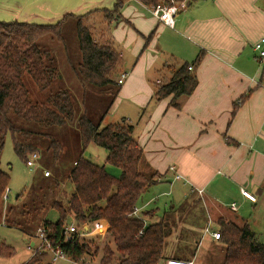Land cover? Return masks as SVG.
Masks as SVG:
<instances>
[{"label":"crops","instance_id":"obj_1","mask_svg":"<svg viewBox=\"0 0 264 264\" xmlns=\"http://www.w3.org/2000/svg\"><path fill=\"white\" fill-rule=\"evenodd\" d=\"M111 3L114 0H29L21 4L17 14L22 15L19 21L54 23L66 12H101L99 8ZM126 3L144 8L151 16L143 18L135 9L130 15L129 5L123 6V21L107 32L114 46L115 42L120 46H115L122 60L120 73L125 72L121 46L135 42L131 55L136 61L131 62L117 97H127L131 91L141 110L140 119L147 115L148 123L141 129L139 122L131 123L128 115L121 113L119 117L132 125L145 167L158 172L157 182L166 181L168 195L176 189L180 198L187 199L189 192H196L209 204L214 217L237 224L247 221L252 230L264 225V209H257L264 203V62L257 61L252 49L264 37V2L196 0L174 14L172 27L152 15L140 1ZM152 30L148 47L158 44L161 50L157 54L154 49L152 55L145 53L144 57L145 37ZM189 55L191 60H184ZM197 56L199 62L192 64ZM162 57L165 59L160 64ZM184 62L191 63L187 69L196 75L192 92L178 96V106L171 104L172 94L156 98L164 65L169 64L163 75L169 81L173 70ZM244 94L231 117L233 102ZM241 189L254 195L255 200L242 195ZM153 201L150 196L141 202L140 214L148 213L145 222L160 217L156 208L146 209ZM30 245L35 244L31 241ZM195 255L196 250L193 261Z\"/></svg>","mask_w":264,"mask_h":264},{"label":"trees","instance_id":"obj_2","mask_svg":"<svg viewBox=\"0 0 264 264\" xmlns=\"http://www.w3.org/2000/svg\"><path fill=\"white\" fill-rule=\"evenodd\" d=\"M125 1L114 0L112 8L97 9L104 14L107 22H116L121 19L120 9ZM138 1L149 7L168 0ZM185 1L187 8L196 0ZM88 14L66 12L54 23L0 20V151L8 132L12 134L14 150L23 161L35 151L34 147L23 145L14 138V133L22 129L13 124L12 114L42 126L64 125L73 118L74 105L66 89L50 92L45 103H39L30 98L23 80L24 74H27L39 90H45L58 78L59 72L49 52L38 45V40L49 34L63 41L61 27L69 17L76 19L80 52L76 72L80 80L100 87L118 85L115 74L122 62L119 51L109 38L103 42L94 38L85 23ZM199 60L197 56L191 63L196 64ZM191 63L184 62L173 70L169 81L157 87L155 97L163 98L172 94L171 104L178 106V96L189 95L197 83L196 75L187 69ZM245 97L246 94L233 102L231 117ZM76 120L82 151L69 172L73 190L65 200L51 201L50 206L57 211V219L41 220L37 230L41 227L50 240L51 248L64 251L71 261H85L92 252V243L90 239L78 236L65 241L67 220L71 218L72 223L80 226L101 219L107 224L103 233L111 237L113 248L109 243L103 246L100 264H112L114 259V264H158L161 257L165 256L164 241L171 234L173 225L165 212L160 215V220L150 222H145L147 212H141L140 217L130 215L139 196L157 181L158 176L156 170L145 168L143 151L133 136L132 125L122 118L118 123L100 127V122L92 121L85 113ZM23 131L31 133L29 130ZM48 136L53 156L57 158L61 143L52 135ZM90 143L106 150L105 161L119 167L118 176L107 172L105 164H96L82 155ZM140 167L148 169L149 173L143 172ZM8 184L9 175L0 168V203ZM25 212L23 209L22 213ZM29 217L30 210H27L25 219L29 220ZM216 223L219 236L215 240L224 245V257L218 264H264V239H258L247 221L237 224L218 217ZM39 248L41 250H34L25 264H36L49 251L42 246ZM181 255L165 257L188 260L192 256Z\"/></svg>","mask_w":264,"mask_h":264},{"label":"rangeland","instance_id":"obj_3","mask_svg":"<svg viewBox=\"0 0 264 264\" xmlns=\"http://www.w3.org/2000/svg\"><path fill=\"white\" fill-rule=\"evenodd\" d=\"M28 1L0 0V20H21L22 15L17 14L18 10L22 8L21 4ZM260 1L264 2V0ZM128 5L127 9H130V15L131 11L135 9L136 12L140 13L141 17H151L144 8L134 3H126L123 6ZM112 6L113 3L109 7H105L112 8ZM150 13L152 14L151 11ZM120 15V20L108 23L107 26L104 24L107 21L104 14L102 12H93L87 15L85 23L94 38L99 42H103L109 38L108 29L110 28L112 31L117 23L123 21L121 9ZM128 20L132 22V19ZM126 26L130 27V30L134 33L130 25ZM153 32L152 30L145 37V43L142 48L144 57L145 53L152 55V50L154 49L157 54L161 50V48H158V44H155L153 48L152 46L148 47V42ZM61 33L63 41L57 40L49 34L42 36L38 40V45L49 52V56L52 58L51 61L59 72L58 78L54 79L52 84L45 90H39L27 74H24L23 80L30 98L39 103H45L46 97L50 92L66 89L72 98L74 116L64 125L42 126L35 122L15 117L13 114L11 115L13 124L22 129L14 133V138L23 145L34 147L38 156L32 166H27L25 161L14 150L12 134L8 132L4 136L3 147L0 151V168L9 175V184L7 186L9 192L8 198L2 197V202L0 203V264H25L34 250H41L37 247L39 245L37 237L38 223L43 219L55 221L58 215L57 211L50 206L51 201L53 199L65 200L66 196L72 192L73 187L69 180V172L74 160L82 151L76 120L80 114L85 113L92 121L100 122V127L118 123L121 113L128 115L131 123L139 122V129L148 123L147 115H143L140 119L141 110L136 98L131 97V91H129L127 97H117V92H119L118 85L100 87L80 80L76 72L77 64L80 62V52L76 36L75 17H69L63 22ZM128 43L126 47L121 46L123 52H125L123 69L127 76L131 62L134 61L131 49L135 42L131 40ZM117 45L119 46V43L115 42L116 47ZM191 58L189 55L184 60L190 61ZM164 59L163 57L160 58L159 63L164 62ZM118 67L115 77L120 74ZM168 68L169 64H165L161 69L162 78L160 83H158L159 85L167 81L163 78V75L167 74ZM23 130H29L31 133ZM48 134L57 138L61 143V151L57 158H54L53 148L49 146ZM82 155L96 164H105V168L110 174L119 175L120 169L118 166L106 163V150L103 147L90 143ZM145 168L142 167L141 169L140 167L143 172L149 173L148 169ZM44 170H48L50 175L44 176ZM156 179L159 180L158 177ZM167 188L166 181H156L139 196L136 203V206L140 208L141 202L146 200L147 197H154V201L146 209L156 208L158 215L165 212L172 223V232L164 241L163 255H192L193 249L196 248L194 264H218L221 262L224 257V245L219 240L211 237V231L213 229L218 230V226L216 223L217 216L214 217L210 214L212 209L210 210L209 204L200 200L196 192H189L188 198L182 199L176 189L173 190L171 195H168ZM153 191L154 193L152 194ZM164 191L165 194H161ZM18 193H21L20 196L15 197ZM257 207L258 211L264 209L263 201ZM23 209L26 210L25 213H22ZM27 210H30L31 217H29V220L25 219ZM157 220H160V217ZM72 222V219L68 218L67 226ZM206 228L207 230H205ZM253 231L259 240L264 239V225L254 226ZM85 238L90 239L92 252L85 258L84 263L100 264L103 246L109 243L113 248L111 237L108 235L102 237L101 233H92L85 236ZM31 241L34 242V246L30 245ZM94 249L96 250L95 252H93ZM115 256L117 258L118 255L115 254ZM165 256L161 257L159 264H165ZM115 261L114 259L112 264ZM49 262L52 263V253L47 251L36 264H47ZM53 264H71V262L67 259H58Z\"/></svg>","mask_w":264,"mask_h":264},{"label":"built area","instance_id":"obj_4","mask_svg":"<svg viewBox=\"0 0 264 264\" xmlns=\"http://www.w3.org/2000/svg\"><path fill=\"white\" fill-rule=\"evenodd\" d=\"M153 15H155L161 22L172 27L174 25V14L178 12L180 9L186 8V1L181 0H168L167 2H161L156 4L155 6L148 7ZM252 49L256 53V59L258 62H264V37L260 38L252 45ZM127 76L126 72H121L119 76L116 78V83L118 85L122 84ZM38 154L36 151L31 152L28 155L25 163L27 166H32L34 164L35 159ZM44 176H49L50 172L48 170H44ZM8 187L5 188L2 197L8 198ZM242 195L247 197L248 199L254 201L255 197L247 190L241 189ZM231 207L234 208V203H231ZM140 208L135 206L130 213L132 216L140 217L139 215ZM107 229V224L105 221L101 219H96L90 223L76 225L75 223H71L66 226L64 231V239L65 241H71L75 236L84 237L90 235L92 233H103ZM207 230V228L205 229ZM211 235L214 238H218L219 233L217 231H211ZM37 237L39 239V246L44 247L45 249H49L52 253V263L58 259H67L71 262V264H85L84 261H71L69 257L65 254L64 251L60 249L51 248V243L44 230L40 227L37 230ZM165 264H194L192 259H180V258H168L165 260Z\"/></svg>","mask_w":264,"mask_h":264},{"label":"water","instance_id":"obj_5","mask_svg":"<svg viewBox=\"0 0 264 264\" xmlns=\"http://www.w3.org/2000/svg\"><path fill=\"white\" fill-rule=\"evenodd\" d=\"M15 197H17V195H15Z\"/></svg>","mask_w":264,"mask_h":264}]
</instances>
